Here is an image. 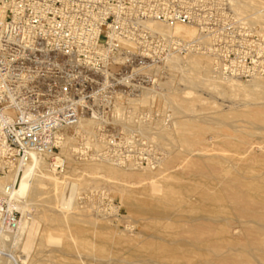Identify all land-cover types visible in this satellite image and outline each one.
Masks as SVG:
<instances>
[{
	"label": "rangeland",
	"instance_id": "1",
	"mask_svg": "<svg viewBox=\"0 0 264 264\" xmlns=\"http://www.w3.org/2000/svg\"><path fill=\"white\" fill-rule=\"evenodd\" d=\"M234 13L258 32L262 44L258 52L246 51L257 58L256 74L230 79L249 87L253 80H264V19L254 23L250 13ZM197 54L212 59L204 51ZM189 56L179 57L180 67ZM168 64L162 66L165 81L155 85L147 101L151 115L129 119L133 124L139 120L134 134L140 144L129 150L134 158L121 163L103 158L96 127V135L88 142L83 132L77 137L78 131L70 132L63 175L69 174L71 183L40 187L33 194L28 179L10 201L27 208L30 225L16 244L6 238L9 244H2L6 249L24 257L25 264H209L192 246L201 220L223 213L236 220L234 229H241L238 221L245 219L235 210L230 184L235 178L264 182V131L255 130L247 117L257 112L264 119L262 88L251 92L215 89L201 84L198 73L172 71ZM186 122L190 127L183 126ZM234 139L246 144L232 145ZM109 163L118 172L136 174L130 188L120 189L119 180L102 171L93 175L82 170L84 164ZM68 191H74L72 203L65 198ZM227 239L221 252L211 255L230 252V257L240 258L236 243L241 235ZM244 258L250 255L245 253Z\"/></svg>",
	"mask_w": 264,
	"mask_h": 264
},
{
	"label": "built area",
	"instance_id": "2",
	"mask_svg": "<svg viewBox=\"0 0 264 264\" xmlns=\"http://www.w3.org/2000/svg\"><path fill=\"white\" fill-rule=\"evenodd\" d=\"M235 1L0 0V177L16 178L0 195L1 254H11L2 244L22 219L8 202L18 169L39 156L65 173L62 146L87 119L103 158L133 159L139 120L129 119L151 115V103L138 101L165 81L162 66L170 58L204 51L220 78L256 74L257 58L246 51L262 44L234 13ZM149 23L192 27L199 38L161 36Z\"/></svg>",
	"mask_w": 264,
	"mask_h": 264
},
{
	"label": "bare ground",
	"instance_id": "3",
	"mask_svg": "<svg viewBox=\"0 0 264 264\" xmlns=\"http://www.w3.org/2000/svg\"><path fill=\"white\" fill-rule=\"evenodd\" d=\"M233 10H235L234 12L240 15H246L250 13L249 18L252 20V22L257 23L260 19H264V0H236L233 4ZM254 23L251 24L253 25ZM146 27L153 33L160 34L161 36H176L177 38L183 39L185 41H191L199 38L198 31L195 28L179 24L164 25L161 23H149L146 25ZM198 55L199 54L190 55L189 58L184 61L181 67L179 63L182 62V60L178 56H173L168 60L169 64L167 62L168 68L172 71L180 69L182 70V73H187L189 75L190 73H192L191 71H194L196 74L198 73V75L200 76V80L202 79L201 84L205 86H213L215 89L223 87L226 90L228 89L230 92H251L254 91L255 88L261 87V95L264 97V80H253V82H255L256 84L252 83L249 85V87H245L244 85H242V87L238 82H234V80L230 79L226 80L224 78H219L217 77L218 75L216 76L215 80H211L210 76L213 75L212 78L214 79V76L216 75L214 74L216 71L214 70V67H212L214 66L212 64L213 60L206 55ZM236 83H238L239 85H237ZM253 84H255L254 87L251 86ZM226 90L222 91L225 92ZM149 99V97L145 96L141 100H139L138 103L145 105L148 103L147 101ZM247 117L250 119V124L254 127H257L255 130L264 131V119H260L257 112H250L247 114ZM260 125L263 127H260ZM183 126L186 128L190 127L188 122H186ZM95 127V123L92 120L87 119L80 124L76 131H78V133L81 132L82 134L83 132L84 134L88 135V142V140L90 141V139H92V137L96 135ZM198 132H202V129L200 127H198ZM67 142H65L62 146V152L65 155L67 154L66 150H68L69 145V143ZM91 142L93 141L91 140ZM98 144L96 143V145ZM238 144L244 145L246 143L243 139H234L232 145L236 146ZM102 165L104 164H84V166H82V170L93 175L97 174V172L102 171L110 178L119 180L120 189L125 190L127 188H130V180L134 179V176L136 174L127 173L126 170V172H118L117 170H115L117 167L114 164H105L104 166ZM112 165H114L115 168H113ZM18 170V187L16 185L15 191L11 197L17 195L19 192H21V190L25 188V186L29 183L28 179H30L31 181L30 185H32L33 194L40 187H58L60 183H63L64 185H66L67 183H71L69 174H62L59 176L55 174L44 157H32L31 160L28 161V163H26L23 167H20ZM17 175L18 174H16V176ZM15 179L16 178H14L13 181H15ZM11 180V178L0 179V195L5 194V184ZM2 181H4L5 184ZM230 185H232L231 199L233 201V204L235 205V210L239 212L241 218L245 219L244 221H238L241 225L239 228L241 229L237 231V229L233 228V225L236 221L234 218H226L223 216V213L218 214L214 212L212 213L211 217L201 220V223L198 227L200 234H197L193 238L192 246L199 251L198 254L201 256L202 261L208 262L209 264H264V182H260L257 179H253V181L251 182H243L235 178L231 181ZM73 192L74 191H68L65 195V198L70 203H72L74 199ZM203 197L206 198L205 195H203ZM10 200L8 202L10 203L11 207L17 212L21 211V213H23L19 230L15 235L9 237L12 239V243L16 244V242L20 241L21 237L24 235L26 229L29 228L30 218L28 217V215H26V207L20 208L18 205L14 206L12 201ZM215 201L216 200H214L213 202ZM213 218H216V220H213ZM204 231L208 233L207 236L204 235ZM230 235H241V239L236 243V246L240 253L238 257L240 258L234 259L230 257V255L228 254L230 252H227L223 255L212 256L211 253L213 251L221 252L224 243L223 239H229ZM219 237H222V239ZM182 249L184 251H188L187 248ZM10 253L11 254L6 256L0 253V264H25L24 257L15 256L14 253ZM245 253H248L250 255V258H244ZM74 264H77V262H74Z\"/></svg>",
	"mask_w": 264,
	"mask_h": 264
}]
</instances>
